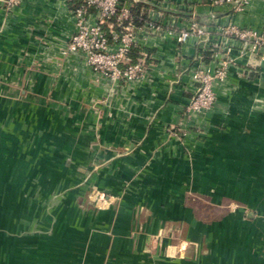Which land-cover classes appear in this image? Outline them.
I'll use <instances>...</instances> for the list:
<instances>
[{
  "label": "crops",
  "instance_id": "obj_1",
  "mask_svg": "<svg viewBox=\"0 0 264 264\" xmlns=\"http://www.w3.org/2000/svg\"><path fill=\"white\" fill-rule=\"evenodd\" d=\"M71 1L0 0V75L18 85L25 80L30 92L52 97L53 107L71 113L75 142L104 143L105 155H94L106 159L97 168L103 170L101 182L122 196L118 214L91 218L87 248L62 247L54 264H178L171 248L153 251L147 243L161 234L165 219L186 218L188 192L190 208L195 194L217 205L231 198L264 208V186H258L264 185V170H258L264 165V59L234 42L229 76L217 88L212 111L191 118L180 112L194 91L192 67L212 61L208 49L215 42L224 46L217 26L232 21L260 28L264 0H250L238 12L220 8L212 21L205 0H155L136 13L131 8L138 44L130 58L145 61L146 76L119 85L99 77L83 56L64 53L75 31ZM147 21L156 28H146ZM193 21L208 28L210 41L192 37L180 44L167 31ZM179 121L190 130L182 138L167 131ZM142 206L150 213L138 221ZM180 209L184 213L176 215ZM259 218L264 220V211ZM200 222L209 223L189 219V238L203 228ZM199 237L210 243L218 236L205 229ZM232 251L229 264H236L240 253ZM210 254L221 259L225 249L207 247L198 253ZM205 261L189 258V264Z\"/></svg>",
  "mask_w": 264,
  "mask_h": 264
},
{
  "label": "rangeland",
  "instance_id": "obj_2",
  "mask_svg": "<svg viewBox=\"0 0 264 264\" xmlns=\"http://www.w3.org/2000/svg\"><path fill=\"white\" fill-rule=\"evenodd\" d=\"M21 81L18 85L0 75V264H54L62 247L87 248L91 218L118 214L122 196L101 182L103 170L97 169L106 159L94 155L104 156L108 147L75 142L73 115L53 107L52 97L30 92ZM240 178L244 182L245 174ZM258 186L263 190L264 185ZM186 196V218L165 219L161 234L148 240L149 249L171 248L178 264H189V258L229 264L236 249V264H264V220L259 218L264 208L231 198L217 205L197 194L190 208L189 192ZM149 213L140 207L136 220ZM192 216L209 223H198L203 228L197 227L189 238ZM205 229L218 237L210 243L200 238ZM207 247L225 249V255H198Z\"/></svg>",
  "mask_w": 264,
  "mask_h": 264
},
{
  "label": "built area",
  "instance_id": "obj_3",
  "mask_svg": "<svg viewBox=\"0 0 264 264\" xmlns=\"http://www.w3.org/2000/svg\"><path fill=\"white\" fill-rule=\"evenodd\" d=\"M16 3L17 0H4ZM212 9L210 20L217 18L216 11L229 8L242 11L250 0H205ZM80 5L72 8L75 31L73 32L66 54L83 56L86 63L110 83L119 85L130 83L146 76L144 60H131L130 51L138 44L137 26L131 8L133 2H155V0H80ZM146 28L153 30L152 21L145 22ZM120 29V30H117ZM217 30L224 37V46L215 42L212 48V61H199L191 71L194 85L189 102L180 108L182 116L191 118L195 114H206L214 108L217 101V88L226 83L232 58L234 42H241L242 50L264 59V24L260 28L240 26L235 22L222 23ZM180 44L187 43L192 37L210 41V31L204 25L193 21L190 25L167 30ZM205 41V42H206ZM217 47V48H216ZM171 136L184 137L190 130L183 121L167 126Z\"/></svg>",
  "mask_w": 264,
  "mask_h": 264
},
{
  "label": "trees",
  "instance_id": "obj_4",
  "mask_svg": "<svg viewBox=\"0 0 264 264\" xmlns=\"http://www.w3.org/2000/svg\"><path fill=\"white\" fill-rule=\"evenodd\" d=\"M80 3H81L80 0H72V1H71V7H72V8H76L78 5H80ZM144 4H145V3H143V2H133V6H132V10H133V12L136 13V12L139 11L140 8L145 7L146 5H144ZM133 17H134V20H135V22H136V21H137L136 16L133 15ZM134 50H135V48L132 49V50L130 51V54H131V55H132V53L134 52ZM208 51H210V56H211L212 51H211V50H208Z\"/></svg>",
  "mask_w": 264,
  "mask_h": 264
}]
</instances>
